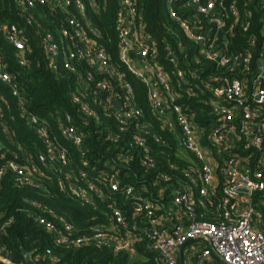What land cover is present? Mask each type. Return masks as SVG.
<instances>
[{
	"label": "built area",
	"instance_id": "built-area-1",
	"mask_svg": "<svg viewBox=\"0 0 264 264\" xmlns=\"http://www.w3.org/2000/svg\"><path fill=\"white\" fill-rule=\"evenodd\" d=\"M17 1L28 23L35 21L30 10L38 4L65 10L57 33L46 31L41 43L52 70L62 63L75 74L69 98L76 110H57L50 119L28 109L15 73L0 55V80L17 98L42 147L32 156L14 142L13 157L7 158L0 144V186L11 175L16 186L40 187L46 170H51L59 187L81 204L93 208L99 202L107 204L108 221L81 231L54 209L34 201L40 212L29 214L59 246L107 247L143 260L139 251L143 245L145 252L154 254L156 264H179L182 245L205 241L198 264H264V18L259 34L249 33L246 46L234 50L236 27L246 34L252 28L251 14L243 18L236 0H166L168 15L180 31L169 30L172 40H159L147 30L137 0H119L118 64L94 38L98 32L87 31L84 4L76 2V14L70 9L72 0ZM254 5L264 10V0H255ZM0 29L17 50L20 65H28L25 26L1 23ZM161 50L174 65L175 81L161 63ZM202 58L211 63L210 70L202 69ZM121 65L146 86L151 116L176 134L179 150L191 156L193 161L186 158L190 164L181 176L159 169L151 141L157 145L165 141L136 101ZM185 94L213 107L215 121L208 132L182 101ZM4 106L9 108V103L0 95V116ZM103 117L114 122L104 133L119 146L118 160L127 162L130 150L137 149L139 166L157 172L151 186L125 182L115 162L98 167L88 159L86 127L93 122L101 125ZM131 129L130 142L121 146ZM3 130L8 133L5 125ZM68 144L79 151L78 161ZM12 221L13 217L0 228V264H27L16 262L3 247V229ZM31 260L63 264L51 248L31 254Z\"/></svg>",
	"mask_w": 264,
	"mask_h": 264
},
{
	"label": "trees",
	"instance_id": "trees-1",
	"mask_svg": "<svg viewBox=\"0 0 264 264\" xmlns=\"http://www.w3.org/2000/svg\"><path fill=\"white\" fill-rule=\"evenodd\" d=\"M241 15L245 18L248 12L252 21L250 32L243 33L240 26L236 27L233 49H242L246 46L249 33L259 34V29L264 18V10L257 9L255 0H236ZM76 2L85 6L86 19L90 23L87 27L89 34L93 35L91 29L98 32L94 36L100 45H103L113 61L119 64V31L117 13L119 0H72V11L78 14ZM142 14V20L146 23L147 30L159 40L163 37L172 40L169 30L180 32L176 23L170 19L167 12L166 0H137ZM35 17V21L28 23L23 17L17 0H0V24L18 23L26 28L27 37V57L28 65H20L17 58V50L6 39L0 29V55L3 57L7 69L15 73L21 90L25 95L28 109L34 113L52 119V113L57 110L74 113L76 108L71 103L69 92L75 88L76 76L66 69L62 63L57 71L49 66V58L41 43V38L46 31L56 32L59 24L66 17L65 10L60 7L52 8L50 5L38 4L30 10ZM29 12V13H31ZM181 34V33H180ZM182 36V35H181ZM187 47L192 44L185 37H181ZM190 58L193 53L190 52ZM161 63L171 74L174 81V65L165 59L161 50ZM202 69L210 70L212 65L205 58H202ZM83 68V65L80 66ZM121 70L127 72L128 79L134 86L135 98L138 104L144 109L146 118L154 124V131L158 133L164 143L157 145L152 143L153 153L159 162L160 170H167L175 176L182 175V169L190 164L187 159L179 155V141L176 134L171 133L161 127L157 119L151 116L146 86L139 78L121 65ZM205 76V75H203ZM0 95L4 96L9 103V108L4 106L3 115L0 116V144L6 151V157L11 158L16 150L14 142L21 143L30 153L35 156L42 148L34 131L27 125L17 104V98L11 89L0 80ZM203 99V97H202ZM184 102L190 105L191 110L196 112V120L206 128L208 132L215 121L213 107L207 105L196 96L188 97L185 94ZM181 101V102H182ZM4 125L8 128V133L4 132ZM107 126H114L110 118L103 117L101 125L86 127V143L88 145V159L98 167H104L106 162H115L120 169V174L125 182L141 187L144 184L151 186L156 176V171L146 172L139 166L137 149L130 150L131 159L127 162L118 160L120 152L119 146L105 139V129ZM133 129L124 135L121 146L130 142ZM70 147L74 159L78 161L79 151L71 144ZM18 160L21 161V154ZM40 187L16 186L12 176L7 175L0 186V228L9 218L13 217L10 225L3 229L2 244L6 251L16 262L26 263L25 252L38 254L51 248L53 254L61 260L63 264H156L154 254L145 252L143 245L139 246V251L144 259H133L126 252L115 253L111 248L96 247L92 245L82 246L77 249L56 245L52 235L42 226L38 225L29 212L37 213L40 210L34 205V201L41 202L44 206L54 209L60 216L76 227L84 231L90 224L107 222L104 214L108 210L107 204L99 202L96 208L81 204L78 200L63 191L59 185L57 176L51 170H46ZM43 264H49L44 261Z\"/></svg>",
	"mask_w": 264,
	"mask_h": 264
},
{
	"label": "crops",
	"instance_id": "crops-1",
	"mask_svg": "<svg viewBox=\"0 0 264 264\" xmlns=\"http://www.w3.org/2000/svg\"><path fill=\"white\" fill-rule=\"evenodd\" d=\"M188 159L193 161L191 156L188 155ZM207 242L202 241H190L186 245H183V248L179 249L178 255L179 258H182V264H198L197 254L201 250L202 247L206 246ZM194 248V250H193ZM196 249V250H195Z\"/></svg>",
	"mask_w": 264,
	"mask_h": 264
},
{
	"label": "water",
	"instance_id": "water-1",
	"mask_svg": "<svg viewBox=\"0 0 264 264\" xmlns=\"http://www.w3.org/2000/svg\"><path fill=\"white\" fill-rule=\"evenodd\" d=\"M180 248L182 249L183 248V245ZM25 254H26V256H25L26 263L27 264H33V261L31 260V254L30 253H26V252H25ZM179 264H182V258H181V256L179 258Z\"/></svg>",
	"mask_w": 264,
	"mask_h": 264
},
{
	"label": "rangeland",
	"instance_id": "rangeland-1",
	"mask_svg": "<svg viewBox=\"0 0 264 264\" xmlns=\"http://www.w3.org/2000/svg\"><path fill=\"white\" fill-rule=\"evenodd\" d=\"M178 152H179V155L181 156V157H183V158H187L188 157V155L189 154H187L185 151H183V150H178ZM193 250H194V248H193ZM196 250V249H195Z\"/></svg>",
	"mask_w": 264,
	"mask_h": 264
}]
</instances>
